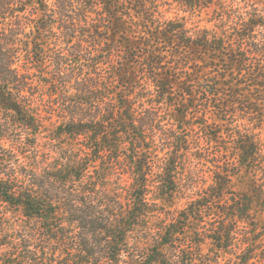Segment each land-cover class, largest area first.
Wrapping results in <instances>:
<instances>
[{"label": "trees", "instance_id": "16d2710c", "mask_svg": "<svg viewBox=\"0 0 264 264\" xmlns=\"http://www.w3.org/2000/svg\"><path fill=\"white\" fill-rule=\"evenodd\" d=\"M221 1L0 0V264H264V8Z\"/></svg>", "mask_w": 264, "mask_h": 264}, {"label": "rangeland", "instance_id": "374dc122", "mask_svg": "<svg viewBox=\"0 0 264 264\" xmlns=\"http://www.w3.org/2000/svg\"><path fill=\"white\" fill-rule=\"evenodd\" d=\"M159 3H164V10L166 11V16L169 18H179V19H184L186 22V25L188 27H193L198 29L199 27H210L212 24L208 22V19L215 14V6L216 5H224V2L221 0H206L208 3H206L207 6H209L210 9H198L196 12H191V11H186V7L181 5L179 1L177 0H157ZM164 1V2H163ZM205 1V0H204ZM205 1V2H206ZM202 20V21H201ZM57 126L56 119H53L49 122L46 123L45 129L43 132V138H42V143H48L47 141L50 139V137L53 135V131L55 130ZM52 144H55V146H62L66 149L70 148H76L77 146L75 145V141H72L68 137H63L59 141L54 142ZM46 146L48 147V144H44L43 147ZM250 169V168H249ZM247 167L243 168L242 174L239 178L234 180V189H238L241 191H245L248 189V183L251 184L250 179L257 180V182L260 185H264V174L263 172H259L257 170L256 176H254L250 170ZM256 169V168H255ZM204 179V180H203ZM209 176L206 173L204 178H202V182L199 183L200 185L208 183ZM206 180V181H205ZM249 181V182H248ZM205 182V183H204ZM198 184V185H199ZM198 189V188H197ZM175 199L172 200V202H161L163 205H165L166 210H170L173 213H177L179 210L185 207L186 205V200L185 199H180L178 197H174ZM163 207V206H162ZM254 211L256 212V217L260 222V226L264 227V202L259 204L254 208ZM162 220L164 219H170V215L167 214H162L160 216ZM159 219V220H161ZM158 221L156 218L153 219V221ZM264 237V236H263ZM210 248V243L208 240L205 241L204 245L202 246V253L205 254L208 252ZM226 255L222 257L221 262L224 263L223 259H225Z\"/></svg>", "mask_w": 264, "mask_h": 264}, {"label": "clouds", "instance_id": "9594fccd", "mask_svg": "<svg viewBox=\"0 0 264 264\" xmlns=\"http://www.w3.org/2000/svg\"><path fill=\"white\" fill-rule=\"evenodd\" d=\"M237 8H241L240 4H239V0H237V4H236ZM260 7L264 8V0H261L260 3ZM256 8V2L255 0H246L245 6L243 8H241V11L236 12L235 15H233L231 20L227 21V24L225 25V30H230V27L235 23L236 21V16H242L244 15L245 12H247L249 15L251 14V9ZM260 15H264V12H261ZM261 31H264V29H260ZM189 35H191V33H189ZM163 50V49H161ZM237 125L233 124L232 128L233 131H235ZM13 167H15V165H13ZM236 243L239 244V240H236Z\"/></svg>", "mask_w": 264, "mask_h": 264}]
</instances>
